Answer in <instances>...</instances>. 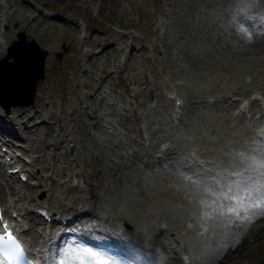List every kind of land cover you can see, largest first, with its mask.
<instances>
[{
  "label": "rangeland",
  "instance_id": "obj_1",
  "mask_svg": "<svg viewBox=\"0 0 264 264\" xmlns=\"http://www.w3.org/2000/svg\"><path fill=\"white\" fill-rule=\"evenodd\" d=\"M34 1L37 4L53 9L55 12H57L56 14L61 17L65 15L70 17L82 15L87 21L89 28H91L90 30H92L93 32L92 38L89 41L91 43L89 44L90 46H100L104 44L106 45V41L108 40L109 36L115 38V36L118 35L115 27L127 28L130 37L135 36V31H133L132 29L141 30L144 32L141 33L138 38H136V40L139 39L140 41L146 42L147 48L146 46H144V50L146 49L145 51H147V53L144 54V57L143 54H132L133 58L131 59L130 63L127 62L129 60L128 54L130 55L128 49L121 52L118 49H109L110 46H107L105 48V51L103 50V52L106 53L102 54L96 59H91L89 60V63H86L87 55L83 51L84 43H82L81 39L78 37L77 29L73 24L69 25L65 23L63 19L61 20L60 17H56L55 20L54 18L48 19L46 17H43L41 16V14H38L37 11L31 6L22 3H16V7L12 5L9 6L6 12V19L9 23V25L7 24L6 28V44H10L12 39L17 37V31L19 29H25L29 37L34 36L43 46L48 47L50 51V58L48 57L46 61V81L42 80L38 85L40 89H44L45 96L42 101L38 99L42 96V94H38V98H36L37 101L34 102L37 103V106H35L33 109H36L37 113L39 109H41L39 112H41V115H43L45 119H48L49 117L50 119L55 120V122H58L61 120V118L66 117L65 120H67V122L63 124L61 133L59 135H54L55 138L67 136V139L64 142V146H61V148L56 151L55 149H53L55 151V157L53 159H51L52 156H50L46 158L45 161L42 159V157L36 160L37 164L35 166L39 168V173L52 174V170L54 169L55 172H53V174H59L60 176L63 175L62 179H65V174L74 172L75 167L78 166L79 168L75 172L81 171V176L83 172L89 175V178L93 179L95 187L97 181L98 183H101L102 179L105 178L108 183L109 189H105L106 195L104 193L102 198L100 197L99 199V201H102L104 203L105 208L103 212L107 214H113L116 211L120 212L121 210H124L125 213L128 212L127 214L129 217L131 216L133 217V219H135L134 226H139V230L141 231V233H144L143 235L148 234L152 237L154 235H158L159 237H161L158 233H155L157 231V226L155 224H158V226L162 227L161 224H159V221L164 215V209L156 208V210L154 211L149 210L150 213H146L143 215L136 214V211L133 212L134 209H132V206H129L128 203H126V200L132 199V196H130L128 192H125V195H123L122 193L120 194V197L125 200H111V196L113 194L112 190L110 189V183L111 177L114 174V170H110V166L108 165H115L116 161L118 160H120V163H118L116 167L118 165H122L121 158L126 159V156H129V153L135 148H133V146H130L128 149H126L123 146V149L119 150L118 145H116L117 143L114 141L117 140V136L113 135L114 138H108V141L111 142V144L115 143L116 147L118 148V153H111L112 151L110 150V146L102 145V142L99 141L106 139L104 130L100 128L96 129V131L98 132L97 134H95V136L91 132V138L93 139H91V141L88 140V137L86 136V133L88 131H86V129H84L83 131V127L81 128L83 124V120L81 119V117L84 119V117L87 118V116L82 115V113V116H79L80 112L84 110L83 107H87V96L89 92L92 91L91 89L94 88L87 84L85 85L84 82H87L89 84L90 81H102L104 78L106 79L109 74V78L105 80V84L109 85L108 91L103 90V92H106L107 95H105L102 100H100L98 96L95 95V101L90 106H88L87 109L90 110V108L95 106L102 107L99 119L107 124L109 123L108 127L112 126V123H115L114 126H117V128H119V135L122 136L126 144L132 142L131 136L135 137L138 136V134L135 130L128 131L124 123L128 122L133 124L137 123V121H133V118H131L130 116L125 117L124 114L121 116L120 113L122 112V110H117V106H107V97L115 99V101H117V105L118 103H120L122 109L124 105L129 106V108H135V111L139 114L138 121L142 124V130L148 128L155 137L156 134L163 133H166L167 136L171 137L170 140L173 142V146H176L175 148L177 149V155L181 154L182 156L185 154L186 156H188L190 152H193L196 155L197 153L199 154L200 152H204L201 149L191 150L186 148L185 146H191L194 148L201 147L202 149L210 148V150L215 151V155H221L224 152L225 154L227 152L230 153L231 149L229 147V143L225 139H228L230 137V139L234 140L232 142L236 143L237 145L240 140L239 137L241 136L243 131L238 127L234 128L233 126H231V123L229 121L227 123L226 119L217 116V113L219 112L217 105L211 103L212 107L206 108L202 106L206 105V103L201 102L199 103L200 106L197 110V101L199 100L200 95H202L200 96V98H205L208 95H216L212 94L214 92H216L217 94L220 93L222 95L223 93L230 91V85L235 84L233 82V79L237 76L239 78L240 76L242 77L243 73L247 72L245 76L248 78L250 77L248 71H264V55L261 54L262 52L259 54H257V52H249L248 54L253 53L252 60L247 61L246 59L243 60V57H238V51H235L236 46L234 43L236 41L238 33L233 29V26L237 23L236 18H238V14L236 12H231V6L235 5L236 7H239L242 4H240L239 2H235L236 0ZM224 1H226L227 3ZM259 3L264 4V0H259ZM195 5H198L199 7L193 8V12L191 11L192 14L188 13L186 16H184V13L188 11L190 7H193ZM0 11L2 14L3 7H0ZM181 19L183 21H187L184 26L182 24H179ZM16 22L18 25L16 24ZM262 25L264 26V24ZM98 26L101 28H98ZM196 36H200L204 39L202 41L200 39L197 40ZM228 40H230V42L232 41L229 44H232L231 47L226 46V41ZM120 43H122V41ZM6 44L3 45L5 52ZM63 44H66L68 46V49L67 51H64L62 57L59 58L57 56V51L63 49ZM154 47L157 48L154 49ZM194 52H198L201 54H204L206 52H213V55L210 56L215 58H213L212 64L216 65V63L218 64L219 61H223L222 63H224L229 69L223 70L218 66L219 69L215 70L212 68V65L210 69L207 68L208 70L203 71V75H200V73L198 74L196 71H194L195 68L191 64H189L190 59L188 58L187 54ZM233 52H237V56H235V59H233V61L235 62L231 61L232 58L229 57L230 54H234ZM228 65H230V67ZM195 73H197L198 75ZM206 73L208 74L205 77ZM96 76H99V78L97 79ZM203 77L207 79H204ZM182 80H185L186 83ZM214 82H216L217 85L219 84V87L214 86ZM105 84L103 85L105 86ZM149 84L154 88L155 93H153V90ZM262 85H264V83ZM174 86H177V88H180L181 90L186 92L187 94H185L184 97H186L187 99H189L187 95L194 96L193 101L190 100L188 103H185L184 106L180 107L181 109L187 108V113H183V111L180 112L181 117L176 121H174V119L176 118H174L175 116L173 115L174 102H170L168 101V98L162 97L164 96L163 93L165 91L171 89ZM251 86L256 88L258 87V85L255 84H242L239 82L236 86V90L239 91L248 88L249 93V91L251 90ZM203 87L205 88L203 89ZM97 89L98 86H96L95 90L97 91ZM141 89H146V94L151 91L152 93L151 95H149L150 97L146 96L145 92L141 91ZM202 89L204 90V92L200 94ZM257 89L259 90L260 88ZM178 91L180 94H183L178 89L177 94ZM103 92L100 93L102 94ZM158 101L160 102V104L156 105ZM189 104L191 105V107H187ZM192 107L193 109H191ZM71 109L75 111V118L74 116H70ZM61 110H65V113ZM219 122H222V124H220ZM149 124L151 127L153 124V126L156 128L152 127V130H150V128L148 127ZM228 124L236 131L235 133L234 131H230V129H228L229 127L227 128ZM262 124H264V121L262 122ZM99 126L102 127V124L99 123L96 127ZM9 127L12 126L9 125ZM36 127L33 128V130L39 131L40 129H45L44 126L36 125ZM18 128L19 132H21L20 127ZM25 130L28 133H32L33 131H28L26 128ZM156 130L157 133L155 132ZM55 131L56 130H54V132ZM50 132L53 133L52 128H50V131L48 133L41 134V132H39L37 134H34L30 145H32V147L34 148L44 145V143L40 142V140L34 141V139L36 136L41 134V136L43 135L45 141V136H51L49 134ZM164 136L166 137V135ZM169 137H166V140ZM95 138L98 140H96ZM70 140L72 141V143H76V151L73 148L74 146L71 145L72 143H70ZM142 140H139V142H133L138 144V146H141L145 143L144 137L142 138ZM185 140L189 141L186 142ZM47 141L50 142L60 140L48 139ZM155 142L156 138L153 137L152 145H154ZM200 142L202 144H200ZM164 143H166V141H164L163 144ZM158 145L159 142H157V146ZM130 148L133 149L129 151ZM41 149L43 150V148ZM36 152L38 154V151ZM158 152H161V150H159ZM28 153L31 155L30 152ZM34 154L36 153H32V155ZM45 154L47 156L49 154H52L51 149L47 148ZM146 154V160H150L154 158V155L156 153H151L150 150H148L144 154V156ZM203 154V157H209V154L207 155L205 152ZM111 156H113V158H111ZM174 158H172V162L175 161ZM211 158H213L214 160L217 159V157H215L214 155L211 156ZM64 159L66 160L67 167L65 166V169L63 171H58V166H64ZM144 161L145 160H142V162ZM206 163H210V161L207 160ZM42 166L45 167V169ZM94 166L97 169L98 167H104L105 169L101 168L102 173H100L98 170H94ZM136 166L142 167L143 164H138ZM225 167L229 168V166L226 165L223 161L221 168ZM68 168L70 170H68ZM149 170L150 169L148 167H145V171ZM143 177L139 178L137 175H135L132 177L133 179L131 178L130 181L135 182L137 180L139 181V179H141L144 183L149 181V178L147 176ZM45 178L46 180L50 179L47 178V176ZM84 178L86 181L87 177ZM65 182L67 184H71V181H68V179L65 180ZM54 184H56V182H54ZM101 186L102 185L97 186L99 187L97 190L100 194L103 193V186ZM46 187L47 186L45 185L37 186L38 193H44L45 196L47 194ZM144 188L146 189L145 185ZM90 189L92 188L88 186L87 191L89 194L91 192ZM146 190L148 193L149 190ZM119 192H121V190L118 191V193ZM77 193L78 190L75 193H73L71 190L69 192L67 191V194H69L70 196L76 195ZM54 197L56 201L54 200L52 203H55V205H57L56 203L62 202L61 200H59L58 195H55ZM73 201L62 203H72ZM127 205L129 207H127ZM57 208L59 210L60 207ZM102 209L103 208H101V211ZM201 214L202 217L198 216L197 218L195 230L189 233L184 239L185 248L183 249V254L185 255L183 259H180L181 264H190V259L192 260L196 256L200 259L206 257L208 254L204 253L201 249L216 245L217 241L215 240V237L219 240V238H221L225 234L226 229L229 232L232 230V233L235 232L236 234H238V240L241 243L232 250L230 257H224L226 259L224 261H221L222 263L220 264H264V219L255 218L254 222H252L251 224L244 222V225L241 226L243 227V229L241 230L242 233H239L238 231H236L239 227H233L235 224H231L227 228V226L223 225L222 223H216L214 215H210V213H207L204 216L203 212ZM167 215L169 216L168 212ZM104 216L105 215L101 212V217L103 218ZM114 216L116 217L118 216V214H115ZM113 217L110 218L109 216L108 218L112 220L108 221H114ZM123 217L124 216H122L118 220H115V222H118L121 225ZM144 218L146 219V221H144ZM179 219L181 220H178V222H185L184 219H191L192 221H194V218H188L186 216H183L182 218L180 216ZM166 233L162 236H169V233ZM234 236L236 235L234 234ZM174 237L175 236L171 238L172 241L175 240ZM165 242L168 243V240ZM217 246L220 247L221 244ZM217 246L216 248H218ZM138 250H140V248ZM158 255H160V257L166 256L161 253H159ZM193 261L196 262L195 260ZM193 261H191V264L194 263Z\"/></svg>",
  "mask_w": 264,
  "mask_h": 264
},
{
  "label": "bare ground",
  "instance_id": "obj_2",
  "mask_svg": "<svg viewBox=\"0 0 264 264\" xmlns=\"http://www.w3.org/2000/svg\"><path fill=\"white\" fill-rule=\"evenodd\" d=\"M247 1L251 3L250 0H247ZM224 2H226V1H224ZM198 7H199L198 5L190 7V9L184 13V16H186L188 13L192 14L191 11L193 12V8H198ZM255 10H256V8L254 9V11ZM236 20H237V18H236ZM232 21H234V20H232ZM186 23H187L186 20L183 21L181 19L179 24H182L184 26ZM78 25H80V27H81V34H82L83 33V25H82V23H78ZM225 26H226V23H225ZM233 29L236 30L238 33V35L236 37V41L234 43L236 46L235 51H238V57H240V58L243 57L242 58L243 60L246 59L247 61H251L252 60V54L254 52H257V54L262 52L261 54L264 55V36L261 33L252 29L250 26L243 27L241 24H235L233 26ZM248 32H252L253 35L251 38L248 37V35H247ZM227 33H228V31H227ZM215 36H217V35H215ZM220 36H221V34H220ZM196 38H197V40L200 39L201 41L204 39L200 36H196ZM221 40H222V38H221ZM226 40H227V38H226ZM231 42H230V40L226 41V46L231 47L232 44L229 45ZM240 49H242V50H240ZM1 50H2V48H0V51ZM249 52H253V53L248 54ZM236 54H237V52H235L233 55L230 54L229 57L232 58L231 61H233V59H235V56H237ZM187 55H188V58L190 59L189 64H191L195 68L194 71H196L198 74L200 73V75L201 74L203 75V71L208 70L207 68L210 69L213 65L212 60L214 57H210L213 55V52H206L204 54L194 52V53H188ZM226 61H228V60H226ZM222 62L223 61H219V63L218 64L216 63V65H213L212 68L217 70V69H219V67H221V69H223V70H228L229 68H227L226 65ZM233 62H235V61H233ZM228 66L230 67V65H228ZM188 67H189V65H188ZM256 71L257 72L248 71V73L250 74V77H248V78L245 76L246 73H243L242 77L239 75L240 78L238 76L235 77L233 79L234 80L233 82L235 84L230 85V87H229L230 91H227V92L223 93L222 95L220 93L217 94L216 92H214L212 94H216V95H212V97L207 98V100L209 102L218 106V111H219L218 114L221 118L229 119V121H233L237 117L240 118L241 115H243V116L246 115V112L250 111V109L252 107L258 108V105L255 102V100H256L255 97H253L251 99V101L248 104V107H242L240 104L241 99L238 100L237 98L233 97V95L235 93H238L241 95L243 94L244 96L247 95V93H248V88H245V89H242L239 91L236 90V86L239 82L242 84L246 83V84L258 85L257 88H260L259 91L262 94H264V85H262L264 83V80H263L264 79V71H262V70H259V71L256 70ZM197 73H195V74H197ZM207 74L208 73L205 74V77ZM219 74H220V72H219ZM193 75H194V73H193ZM221 76H222V74H221ZM204 79H207V78H204ZM227 79H228V77H227ZM181 85H182V83H181ZM214 86L219 87V84L217 85L216 82H214ZM198 88H196V89H198ZM204 88L205 87H203V89ZM203 89L200 92V94H202L204 92ZM148 93H149V95H151L152 92L149 91ZM176 95H178V94H176ZM187 96L189 98V95H187ZM200 96H202V95H200ZM169 99H171V97ZM180 99L183 101L181 106H184L186 101L182 98H180ZM193 99H194V96H193V98L191 97V101H193ZM205 103L209 104L208 102H205ZM238 103L240 104V109L234 113L232 110L235 109L234 107L238 106ZM198 106H200V104ZM25 114H26V112H25ZM27 117L35 119L37 117V111L34 112L31 116H27ZM6 118H7V116H4V115L0 116V131H2V133L4 134L5 139L9 138V135H12L13 132H16V130H15V128H13V126L9 127V125H6L4 123V121L2 119H6ZM215 122H217V121H215ZM219 123L222 124V122H219ZM141 126H142V124L140 123L139 128ZM35 127H36V125L32 126V129ZM145 127H146V124H145ZM148 127L150 128V130H152V127L150 126V124L148 125ZM25 128L28 131H32L31 129L29 130L28 127H25ZM36 128H38V127H36ZM50 128L53 129V133H54V130L57 131L55 125H51ZM227 128H228V126H227ZM228 129L231 130L232 128L229 126ZM244 130H245V128H244ZM238 133H240V132H238ZM153 137L156 138L154 135H153ZM236 140H237V138H236ZM163 141H166V139H164ZM232 141H234V140L228 139L229 147L231 149H234L235 151L233 153H231V152L230 153L232 156L236 157L237 159L235 160V162H232V159L230 156H227V155L223 156V158H224L223 161L228 166L229 165L231 166L234 163H241L239 156H237L236 154L239 152L238 150L241 149L242 147H240L239 144L236 145V143H234ZM172 143L173 142L170 140L169 143L167 142L162 147H159V150H161V152L158 153L159 155L155 154V156H158V158L154 157L150 160H145L143 162L145 165H143L142 167L134 166L132 163L128 162L126 159L121 158L122 165H118L117 167L113 168L114 174L111 177V183H110V189L112 190V194H113L111 196V200L119 201L118 199H122L120 197V194L122 193L123 195H125V192H128V194L130 196H132V199L126 200V203H128L129 206H132V209H134L133 212L136 211V214H142L143 215L146 213H150V211H154V210H156V208H159V207L166 210L169 214V216L166 214L167 217L173 221H171L167 217L165 218L166 227L163 228V232H165V233L169 232L171 230H174V229L177 230V227L179 225L178 220H181V219H179L180 216H181V218L183 216L184 217L186 216L188 218H196L198 216L202 217V214H201L202 212L204 213V216L207 213H210V215H214L215 222L216 223H222L223 225L227 226V228L231 224L240 225V223H238V222L234 223L235 217H229L226 215L222 217L219 215L218 212L213 211V209L211 207L206 206L207 202L211 200V197L205 192L206 185L194 183V180H195L197 175L204 177L207 180H211L212 177L220 178L222 175H227L228 173L226 172V170L224 168L216 166L215 162L212 164L214 167V171H213L214 173H210V174H207V173H209L208 171H199L200 168H194V167H201V165L198 163H195V166H194V164L193 165H185L184 162L189 161L190 155L196 161H199V162L204 161L206 163L207 159H204L203 153L205 152L208 155L209 152L204 151V152H200L199 154L197 153V155L193 152H190V154L188 156H186L185 154L181 156V154H179V155L176 154V152H177V149L175 148L176 146L175 145L173 146ZM254 143H256V142L251 140L248 142L247 145H252ZM61 144H62V140L50 141V142L47 141L45 143V146L43 147V150L41 148H34V150L38 151V155L37 156L33 155L32 159L30 161V164H32L34 166L37 164L36 160L41 158V153H40L41 151L46 152L47 148H50L51 150L56 149ZM110 150L112 151L111 153H114V154L118 153V148L116 147L115 143H112L110 145ZM246 152H248V151H245V153ZM14 156H15V153L11 155V157H14ZM172 158H174L175 163L167 164L169 161L172 162ZM14 159H17V158L14 157ZM150 162H153V163H150ZM154 163H158L159 166H157L156 168L152 167L151 165ZM43 166H45V165H43ZM145 167H148L150 170L145 171ZM64 169H65V166H63V167L58 166V171H63ZM32 173L35 174V171L33 170ZM10 174L14 175V173H10ZM135 174L139 178H142L143 176H147L149 178V181L144 183L141 179H139V181L137 179H135L137 181L131 182L130 180L133 176H135ZM82 176L87 177L86 183L93 190L90 189L91 192L89 194V197L85 196V197L74 199V201L72 203H62V202L56 203L57 207H60L59 211L62 214L66 213L69 209H73V210L78 209L79 211H77V212L84 213V214H87L89 212L90 213L93 212L94 204L98 201V196L96 195V193L94 191L95 183L93 182L92 179L89 178V175L82 173ZM84 177H82V178H84ZM147 177H146V179H147ZM187 177H192V179H188ZM47 178H50V180H49L50 184H53V185H54V182L57 181L56 178L51 176V175H47ZM44 180H46V178H44ZM84 181H85V178H84ZM71 184H73V183H71ZM25 185L30 189L35 188V187L30 186L31 184H29V183H25ZM144 185H145L146 189L149 190L148 193H147V190L144 188ZM69 186L67 185L68 188H69ZM73 186L80 187L81 184L77 183L76 185H73ZM19 189H21V187H19ZM0 190H2V187H0ZM120 190H121V192L118 193V191H120ZM30 194H33V193L31 192ZM36 196H37V194H36ZM127 197H128V195H127ZM21 198H22V196L19 195L18 199H9V202L7 204L8 206H6V209L11 207L12 210L17 211V213L19 215L24 213L25 208L27 207L29 201H27V202L21 201ZM108 198H109V196H108ZM34 200H36V199L34 198ZM54 200L56 201L55 197L50 195L49 201L52 203ZM122 200H125V199H122ZM202 201H204V203H202ZM128 205H127V207H129ZM103 208H105V207L103 206ZM116 213L119 215L125 214V217H129L127 214L128 212L125 213L124 210H121L120 212L116 211ZM119 217H121V216H119ZM129 218L135 223V219H133V217L130 216ZM108 219H110V218L107 217V220ZM258 219H264V215H260L258 217ZM144 221H146V219ZM147 221H148V219H147ZM12 222H14V221L12 220ZM15 225L18 226L19 228L24 227L25 222H21L19 219H17L15 222ZM155 225L157 227H159L158 224H155ZM184 228H186V227H184ZM42 229H44L45 234H47L49 229L45 226L42 227ZM242 229H243V227H241V225H240V227L238 228V231H241ZM153 230H154V228H153ZM31 231H33L32 227H31ZM136 231H138V230H136ZM159 231H161V230H159ZM191 231H192V229H190L189 233ZM231 231L229 232L226 229L225 234L221 238H219V240L215 237V240L217 241L216 245L208 246V247L201 249V250H203L204 253H207L208 255L204 258L201 257L202 259H200L196 256L192 260L190 259V264H191V261H193V260L196 261V262L193 261L194 262L193 264H220V263H222L221 261H224L226 258L230 257L232 250L237 245H239L241 243L238 240V238H239L238 234H236L235 232L232 233ZM28 232L29 231H24V233H28ZM142 234H144V233H142ZM234 234L236 236H234ZM237 240H238V242H236ZM219 244H221L220 247L217 246ZM161 246H162V250L160 253L166 255L165 252L167 251V248L163 247V244L160 245L159 247H161ZM216 246L218 248H216ZM135 249L138 250L139 249L138 246H135ZM224 257H226V258H224ZM145 258H147V257H145ZM139 262L141 264L144 263L143 260H140V259H139Z\"/></svg>",
  "mask_w": 264,
  "mask_h": 264
},
{
  "label": "snow or ice",
  "instance_id": "obj_3",
  "mask_svg": "<svg viewBox=\"0 0 264 264\" xmlns=\"http://www.w3.org/2000/svg\"><path fill=\"white\" fill-rule=\"evenodd\" d=\"M259 22L264 24V17H259ZM247 35L251 38L253 34L248 32ZM238 156L244 165L243 171L230 172L220 178L212 177L211 180L197 175L194 183L206 185L205 192L211 197L206 206L211 207L222 217L225 215L235 217L240 219L241 223L251 224L255 218L264 215V146L254 143L249 146L248 152L239 153ZM0 221L3 222V231H0V264H33L31 254L25 247L27 241L21 240L10 228L4 220L2 210ZM51 264H128V262L105 249H96L73 241L54 252Z\"/></svg>",
  "mask_w": 264,
  "mask_h": 264
},
{
  "label": "water",
  "instance_id": "obj_4",
  "mask_svg": "<svg viewBox=\"0 0 264 264\" xmlns=\"http://www.w3.org/2000/svg\"><path fill=\"white\" fill-rule=\"evenodd\" d=\"M19 35L20 38L11 45L9 54L0 59V80L7 78L4 84H0L2 90H7L8 83L15 88L25 83L34 87L38 77L43 75L47 51L35 39L28 40L24 31ZM9 56L14 59L8 60Z\"/></svg>",
  "mask_w": 264,
  "mask_h": 264
}]
</instances>
